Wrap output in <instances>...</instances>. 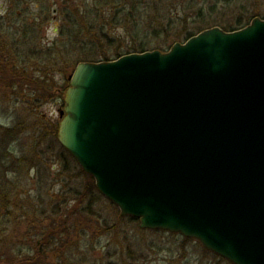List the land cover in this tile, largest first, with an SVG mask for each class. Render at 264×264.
<instances>
[{
  "label": "water",
  "instance_id": "1",
  "mask_svg": "<svg viewBox=\"0 0 264 264\" xmlns=\"http://www.w3.org/2000/svg\"><path fill=\"white\" fill-rule=\"evenodd\" d=\"M68 81L57 140L121 217L264 264V19Z\"/></svg>",
  "mask_w": 264,
  "mask_h": 264
},
{
  "label": "rangeland",
  "instance_id": "2",
  "mask_svg": "<svg viewBox=\"0 0 264 264\" xmlns=\"http://www.w3.org/2000/svg\"><path fill=\"white\" fill-rule=\"evenodd\" d=\"M13 1L20 9L28 8V18L40 19L41 12H47L38 36L45 47L58 39L61 20L53 10L61 0H39L35 6ZM10 6L9 0H0V18L6 17ZM259 10L264 18V3ZM102 47L109 58L116 57ZM73 59L74 55L71 66ZM50 63L47 79L54 87L45 88L42 101L36 99L35 104L31 98L27 103L24 93L0 92V152L7 153L10 169L0 172V264H230L194 239L140 229L137 219L121 217L96 188L91 219L83 213L86 202L72 201L90 182L73 158L62 159L54 126L60 121L62 86L71 67L61 73L59 60ZM5 129L12 132L3 139Z\"/></svg>",
  "mask_w": 264,
  "mask_h": 264
},
{
  "label": "trees",
  "instance_id": "3",
  "mask_svg": "<svg viewBox=\"0 0 264 264\" xmlns=\"http://www.w3.org/2000/svg\"><path fill=\"white\" fill-rule=\"evenodd\" d=\"M41 1L23 0L26 4ZM77 1H81L82 5L77 4ZM89 1L61 0L58 5L56 3L53 13L61 20L57 30L58 39L45 47L38 36L47 12H41L44 16L40 19L28 18V8L20 9V5L9 0V13L0 18V92L24 93L22 96L27 103L32 98L36 104V99H44L45 88L54 87L47 79L53 60H59L62 65L57 72L65 73L71 67L62 86L65 92L69 86L68 78L80 62L110 61L124 55L153 50L165 52L172 44L186 41L204 30L219 27L231 32L246 27L255 17L264 19L259 14V7L264 0ZM117 31L124 35H115ZM103 44L112 50L115 58H109L110 55L103 52ZM72 55L75 62L71 66ZM39 86L42 87V93ZM58 126L59 123L54 126L56 139ZM11 132L5 129L1 138L11 137ZM60 149L62 159L65 155L71 157L65 149ZM6 157V152H0V172L3 173L10 171L6 167ZM86 177L90 187L85 188L84 193H77L72 201L77 200L80 204L86 202L83 213L91 219L94 215L91 206L97 200L93 193L96 187L92 177Z\"/></svg>",
  "mask_w": 264,
  "mask_h": 264
}]
</instances>
